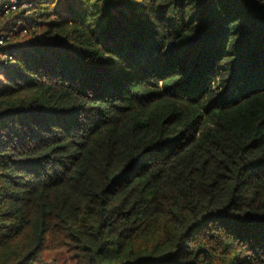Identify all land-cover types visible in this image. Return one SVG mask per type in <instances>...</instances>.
<instances>
[{
    "label": "trees",
    "instance_id": "16d2710c",
    "mask_svg": "<svg viewBox=\"0 0 264 264\" xmlns=\"http://www.w3.org/2000/svg\"><path fill=\"white\" fill-rule=\"evenodd\" d=\"M32 23L0 45V264H264V0Z\"/></svg>",
    "mask_w": 264,
    "mask_h": 264
},
{
    "label": "built area",
    "instance_id": "2783aa9c",
    "mask_svg": "<svg viewBox=\"0 0 264 264\" xmlns=\"http://www.w3.org/2000/svg\"><path fill=\"white\" fill-rule=\"evenodd\" d=\"M39 0H3L0 3V26L11 18L10 24L0 34V45H4L16 36H27L35 30L32 19ZM5 58L13 59L10 55Z\"/></svg>",
    "mask_w": 264,
    "mask_h": 264
},
{
    "label": "rangeland",
    "instance_id": "374dc122",
    "mask_svg": "<svg viewBox=\"0 0 264 264\" xmlns=\"http://www.w3.org/2000/svg\"><path fill=\"white\" fill-rule=\"evenodd\" d=\"M3 0H0V3ZM3 77V73L0 75ZM45 264H75L70 254L65 249L48 250L44 254Z\"/></svg>",
    "mask_w": 264,
    "mask_h": 264
}]
</instances>
